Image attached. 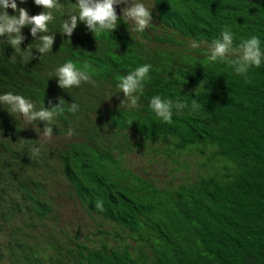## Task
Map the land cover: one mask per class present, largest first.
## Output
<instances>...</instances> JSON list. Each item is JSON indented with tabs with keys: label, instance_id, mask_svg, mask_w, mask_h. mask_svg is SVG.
I'll return each instance as SVG.
<instances>
[{
	"label": "trees",
	"instance_id": "obj_1",
	"mask_svg": "<svg viewBox=\"0 0 264 264\" xmlns=\"http://www.w3.org/2000/svg\"><path fill=\"white\" fill-rule=\"evenodd\" d=\"M59 3L48 24L50 52L39 56L30 26L21 29L19 52L0 42V94L21 95L37 110L64 99L51 122L56 142H41L42 121L28 124L0 103V238L7 236L10 264H264V62L239 75L210 61L207 48L228 26L235 43L256 36L264 51V0H152L143 32L116 9L111 32L93 34L78 22L71 37L61 25L76 0ZM17 4L29 15L44 11L33 0ZM27 48L33 58L25 62ZM69 60L95 84L60 88L54 70ZM144 64L151 68L137 104L119 105V73ZM154 95L187 107L173 109L166 123L149 107ZM134 149L149 163L169 156L172 167L197 153L200 172L174 182L168 168L169 178H158L125 161ZM61 199L94 227L38 239L54 225Z\"/></svg>",
	"mask_w": 264,
	"mask_h": 264
},
{
	"label": "clouds",
	"instance_id": "obj_2",
	"mask_svg": "<svg viewBox=\"0 0 264 264\" xmlns=\"http://www.w3.org/2000/svg\"><path fill=\"white\" fill-rule=\"evenodd\" d=\"M33 2L36 6L44 9V11L29 15L25 8L18 7L17 0H0V37L5 38L0 40V42H6L15 51L19 52L21 50L20 45L24 39L21 29L24 26H30V35L34 40L39 41L35 48L40 56L50 52L52 49L54 35L53 33L47 34L49 32L48 24L55 19L52 10H60L63 5L59 3V0H33ZM20 3H24V0H20ZM146 3L147 5L142 0H76L75 7L63 19L61 33L71 37L78 22H82L93 34L105 30L111 32L117 27V22L121 16L132 25L134 32H143L152 20V0H147ZM8 8H11L17 14L9 15L5 11ZM116 9L120 10L118 11L121 12L120 17L117 16ZM38 33L39 35H37ZM155 43L159 44L158 42ZM260 44L261 41L256 36L242 40L238 44L235 43L233 33L228 26H225L220 38L214 39L207 44L210 53L209 60L212 62L218 60L225 62L233 67L237 74L246 75L250 67L259 68L264 62V51L261 50ZM200 46V42L192 41L190 43L192 48ZM31 49L27 48L25 62L33 58ZM10 60L15 63L17 57L11 56ZM150 68L151 65L144 64L130 72L126 73V70H124L119 73L121 77H118L117 86L123 93V99L121 98L119 105L128 106L130 104V106L134 107L137 104L139 97L136 93L143 87L144 81L148 78ZM54 72L57 84L62 89L79 87L82 82L95 84L86 67L85 70L79 69L71 60L56 67ZM57 99L58 103L52 104L51 100H49L48 107L43 106L37 110L33 101L21 95L13 94L12 92L0 94V103L8 106L9 113L20 114L28 124H32L34 121H42L44 123L43 131H40L41 142L52 137L51 122L58 114L63 112L64 99ZM149 107L164 122L171 123L173 109L183 110L187 105L179 100L173 102L171 99L154 95L150 99ZM191 107L193 110H197L200 105L196 100H193ZM78 109V104L74 102L69 106V111L73 113L77 112ZM68 135H72L71 129H69ZM30 151L33 155H39L40 147L32 146ZM211 163L218 167V160L216 163L214 160ZM133 168L136 169L134 166ZM95 207L103 211V202L97 201Z\"/></svg>",
	"mask_w": 264,
	"mask_h": 264
},
{
	"label": "rangeland",
	"instance_id": "obj_3",
	"mask_svg": "<svg viewBox=\"0 0 264 264\" xmlns=\"http://www.w3.org/2000/svg\"><path fill=\"white\" fill-rule=\"evenodd\" d=\"M145 0H142L144 2ZM147 5V3H145ZM41 131V130H40ZM40 131H38L40 133ZM42 132V131H41ZM41 140V139H40ZM52 141L58 140L55 135L51 137ZM165 143L169 144L168 141ZM155 154V152H153ZM154 155V159L151 163L147 162L149 157L144 152H141L139 149H134L130 152L125 153V160L130 163L135 168H147L146 173L152 175L155 174L158 178H169V174L167 173V169L171 168L173 176V180L178 181L183 177L192 175L194 172H200L199 161L202 159L199 154H182L180 161L183 162L180 166L176 165L175 162L171 160L169 156L164 155ZM153 158V157H152ZM59 204L61 207H58L57 218L54 220V225H49L47 228L41 229V233L39 234V238L42 237L43 234H54L55 238L60 239L62 237V229L66 227L67 233L70 234L72 232L73 227H94L93 220H91L85 213L80 212L76 207L67 200H59ZM3 233L5 231H2ZM47 241V240H45ZM7 236L6 234H2L0 238V253L1 254V263L0 264H10L7 246ZM43 245V244H42Z\"/></svg>",
	"mask_w": 264,
	"mask_h": 264
},
{
	"label": "bare ground",
	"instance_id": "obj_4",
	"mask_svg": "<svg viewBox=\"0 0 264 264\" xmlns=\"http://www.w3.org/2000/svg\"><path fill=\"white\" fill-rule=\"evenodd\" d=\"M147 1H144L143 3H146ZM182 41V40H181Z\"/></svg>",
	"mask_w": 264,
	"mask_h": 264
},
{
	"label": "crops",
	"instance_id": "obj_5",
	"mask_svg": "<svg viewBox=\"0 0 264 264\" xmlns=\"http://www.w3.org/2000/svg\"><path fill=\"white\" fill-rule=\"evenodd\" d=\"M145 1H147V0H145Z\"/></svg>",
	"mask_w": 264,
	"mask_h": 264
}]
</instances>
